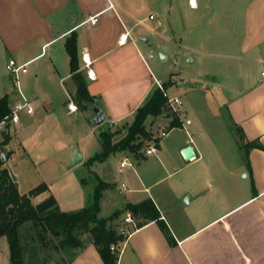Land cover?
<instances>
[{"label": "crops", "instance_id": "0c3cea01", "mask_svg": "<svg viewBox=\"0 0 264 264\" xmlns=\"http://www.w3.org/2000/svg\"><path fill=\"white\" fill-rule=\"evenodd\" d=\"M216 2L264 4V0ZM159 3L163 9L190 4L194 10L200 4H213V0H0V99L4 97L11 108L23 103L24 97L27 100V107L19 111V121L13 123L15 132L40 119L65 114V107L64 117L80 110L67 50L71 37L76 40L79 69L94 104L105 111L107 125L132 121L135 110L158 81L140 41H150L145 23L155 16L152 12L147 15L146 10ZM244 14L239 20L241 50L217 53L238 61L239 66L207 76L219 82L215 87L223 94L221 104L241 134L243 144L239 146L245 149L246 159L231 162L217 155L220 148L201 122L198 110L196 119L187 112L179 116L182 124L177 126H172L171 115L160 114L170 130L180 131L163 144L169 129H163L161 136L153 133L154 140L145 141L146 152L143 145L138 153L129 149L111 153L105 160L121 155L118 170L127 171L128 183H122L127 189V204L151 198L167 227L156 220L135 227L119 244L118 264H264V18L252 15L249 19L247 9ZM182 19L184 24H199L189 15ZM227 37L230 42L236 39ZM210 38V33L202 36L203 40ZM5 59L6 68L10 59L22 65L21 91L8 86L3 75ZM198 88L204 97L206 86ZM71 103L77 106L75 110L69 107ZM88 108L85 113L90 120L94 111ZM6 135L9 139L4 144ZM13 139L11 133L0 139V151L10 152L4 162L10 169L17 154ZM201 140L211 143L208 151L216 154V159L205 160ZM25 142L24 137L17 138L18 149L29 155ZM187 144L197 152L188 162L180 153ZM151 147L155 150L149 153ZM150 155L156 160H149ZM125 158L132 164L121 169ZM14 173L21 193L35 186L22 189L20 174ZM50 193L49 188L33 201L39 202ZM121 204L119 209L126 206ZM127 213L114 220L118 229ZM127 226L133 228L132 224ZM74 251L69 264H105L90 240Z\"/></svg>", "mask_w": 264, "mask_h": 264}, {"label": "rangeland", "instance_id": "374dc122", "mask_svg": "<svg viewBox=\"0 0 264 264\" xmlns=\"http://www.w3.org/2000/svg\"><path fill=\"white\" fill-rule=\"evenodd\" d=\"M162 6L159 3L147 8L146 14L152 12L155 18H150L145 23L148 25L146 33L150 41H140L158 79L155 86H159L169 98H179V103L170 105L171 110L178 116L181 117L187 112L188 117L196 119L198 115L196 111H199L203 119L201 122L220 148L217 155L221 159L231 162L246 159L245 149L239 146L243 144L241 134L233 124L226 106L221 104L224 100L223 94L215 87L219 82L214 76L207 75L221 74L224 70L234 71L239 66L238 61L217 53L230 54L241 50L240 18L245 15L246 9L249 19L252 15L264 18V4H217L216 0H213V4H200L199 9L194 10L190 4L182 6L173 4L172 8L166 9ZM187 15L190 19L199 21V24L193 25L188 22L184 24L182 16ZM229 19L231 21H227ZM171 26L177 29L176 33ZM206 33H210V40L202 39ZM228 35L235 37V41H228ZM3 61V75L8 81V86L17 87L12 77H9L7 60ZM203 84L206 86L207 94L200 97L202 92L198 86ZM64 109L66 114V107ZM86 111H90V108L80 107V110L67 113L65 117L64 112L58 113L57 118L50 116L40 119L28 124L20 132H15L13 123L0 124V139L7 133L14 136L13 145L17 149V154L10 161V165L13 172L20 174L18 179L20 187L22 189L26 186L32 187L45 181L50 192L57 198L61 210H77L90 205L101 180L106 182L103 186L100 185L99 214L107 217L121 207V202L127 204L125 201L127 189L122 187L123 182L128 183L127 171L118 170L121 155H112L107 161L90 160L101 151L100 132L109 126L105 121L98 126L93 125L86 118ZM165 120L163 115L156 119L149 117L146 125L155 136H161L163 129H169L166 126L168 121ZM122 124L124 123L119 125L113 123L110 126L112 130L121 127L122 131L117 133L116 139L126 132L127 126L122 127ZM179 132L178 128H172L168 136L163 137L162 144L164 140L175 137ZM22 137L26 141L29 155L18 149L21 145L17 144V138ZM200 145L206 153L205 160L217 158L216 154L208 151L211 147L210 142L201 140ZM147 146L144 144L145 152ZM76 151L80 152L84 159L73 165ZM4 152L7 153V150H1L0 156ZM149 158L156 160L155 155H150ZM125 213L126 211H121L120 215ZM30 229V222H26L20 229L27 264H69L75 249L61 248L60 237L49 233L43 241L32 240ZM79 237L89 241L92 236L90 232H84ZM0 264H10V247L6 236L0 237Z\"/></svg>", "mask_w": 264, "mask_h": 264}, {"label": "trees", "instance_id": "16d2710c", "mask_svg": "<svg viewBox=\"0 0 264 264\" xmlns=\"http://www.w3.org/2000/svg\"><path fill=\"white\" fill-rule=\"evenodd\" d=\"M67 50L71 56L72 77L76 82L75 101L79 107H89L94 104V96L89 92L87 80L79 69L77 45L74 37L67 41ZM168 95L159 87L155 86L147 98L134 112L131 122H125V134L115 138L121 129L108 128L100 132L102 149L90 158L91 161H103L111 153L117 150L129 149L138 153L146 140H154L153 132L146 125L149 116H157L166 112L171 115L172 126L181 125L182 121L175 111L171 110ZM12 108L3 97L0 99V120L10 114ZM127 124V125H126ZM8 125V124H7ZM9 135L5 136L3 143H7ZM251 144V143H249ZM252 144H255L253 142ZM7 159L10 152L6 153ZM106 182L101 180L94 193V200L90 205L77 210H61L56 197L50 193L43 200L34 203L33 196L49 189L46 182H40L29 191L21 193L11 177L9 168L4 165L0 156V237L6 236L10 247V264H27L24 254V246L21 237V226L30 222L32 230L31 239L43 241L46 235L60 237V247L76 249L85 245L86 240L79 237L84 232L91 233V242L97 247L105 264H118L119 252L113 251L111 245L120 244L126 239V235L119 232L114 222L121 211H129L133 216L136 227L151 220H156L167 229L166 224L160 218L158 208L151 198H146L138 203L126 204L123 209L117 210L109 217L101 216L99 197L100 188ZM101 185V186H100ZM75 255L72 252L70 261Z\"/></svg>", "mask_w": 264, "mask_h": 264}, {"label": "built area", "instance_id": "2783aa9c", "mask_svg": "<svg viewBox=\"0 0 264 264\" xmlns=\"http://www.w3.org/2000/svg\"><path fill=\"white\" fill-rule=\"evenodd\" d=\"M192 1V0H190ZM151 17H153V15H151ZM152 56V53H151ZM22 68V65H16V62L14 59H10L9 62L7 63V69L10 72L13 81L15 82L17 88L21 91V82H20V70ZM170 101V105L172 106L174 103H179L180 100L178 97L175 98H169ZM173 103V104H172ZM27 107V100L24 97V102L23 103H19L16 107L12 108V111L10 114L5 115V117L3 119L0 120V124H5L7 125L8 123H16L19 121V111L23 108ZM69 107L72 110L76 109V105H73L72 103L69 104ZM175 109V108H174ZM112 123H116V122H112ZM155 150V147H151L148 149V152L151 153L152 151ZM132 163L129 161L128 158H125L124 160L121 161V169L127 165H131ZM123 186H126L125 183H123ZM124 224L121 225L119 227V232L128 236L132 230L136 227V222L134 220V218L131 216L130 213H127V215L124 217ZM128 224H132L133 228H129L127 225ZM111 249L113 251H120L119 247L116 244H112L111 245Z\"/></svg>", "mask_w": 264, "mask_h": 264}, {"label": "water", "instance_id": "95a60500", "mask_svg": "<svg viewBox=\"0 0 264 264\" xmlns=\"http://www.w3.org/2000/svg\"><path fill=\"white\" fill-rule=\"evenodd\" d=\"M90 106L94 111V115L90 118L89 121L95 126L102 124L106 120L105 111L103 110V108L101 106H99L97 104H91ZM165 116H170V113L166 112ZM180 153H181V156L183 157V159L187 162L190 161L192 158L197 156V152L194 149L192 144H187L181 150ZM2 159L5 163H7L6 152H4L2 154ZM82 160H83V155L80 152L76 151L74 154L73 165L78 164ZM9 171H10L12 179L15 181L17 178L16 174L10 168H9Z\"/></svg>", "mask_w": 264, "mask_h": 264}, {"label": "snow or ice", "instance_id": "6c2138e0", "mask_svg": "<svg viewBox=\"0 0 264 264\" xmlns=\"http://www.w3.org/2000/svg\"><path fill=\"white\" fill-rule=\"evenodd\" d=\"M195 2V0H193V3Z\"/></svg>", "mask_w": 264, "mask_h": 264}]
</instances>
